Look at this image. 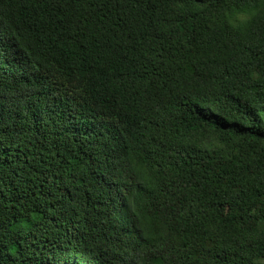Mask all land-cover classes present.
Wrapping results in <instances>:
<instances>
[{
	"label": "trees",
	"instance_id": "trees-1",
	"mask_svg": "<svg viewBox=\"0 0 264 264\" xmlns=\"http://www.w3.org/2000/svg\"><path fill=\"white\" fill-rule=\"evenodd\" d=\"M0 264H264V0H0Z\"/></svg>",
	"mask_w": 264,
	"mask_h": 264
}]
</instances>
